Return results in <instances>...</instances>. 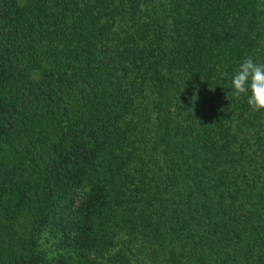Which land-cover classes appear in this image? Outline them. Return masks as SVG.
<instances>
[{
	"label": "trees",
	"instance_id": "16d2710c",
	"mask_svg": "<svg viewBox=\"0 0 264 264\" xmlns=\"http://www.w3.org/2000/svg\"><path fill=\"white\" fill-rule=\"evenodd\" d=\"M264 0H0V264H264Z\"/></svg>",
	"mask_w": 264,
	"mask_h": 264
},
{
	"label": "clouds",
	"instance_id": "9594fccd",
	"mask_svg": "<svg viewBox=\"0 0 264 264\" xmlns=\"http://www.w3.org/2000/svg\"><path fill=\"white\" fill-rule=\"evenodd\" d=\"M232 90L237 98L246 95L254 112L264 111V63L245 58L232 78Z\"/></svg>",
	"mask_w": 264,
	"mask_h": 264
}]
</instances>
